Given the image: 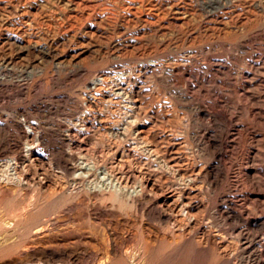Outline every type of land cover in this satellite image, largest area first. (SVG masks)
Here are the masks:
<instances>
[{
	"label": "rangeland",
	"instance_id": "374dc122",
	"mask_svg": "<svg viewBox=\"0 0 264 264\" xmlns=\"http://www.w3.org/2000/svg\"><path fill=\"white\" fill-rule=\"evenodd\" d=\"M0 264H264V0H0Z\"/></svg>",
	"mask_w": 264,
	"mask_h": 264
}]
</instances>
